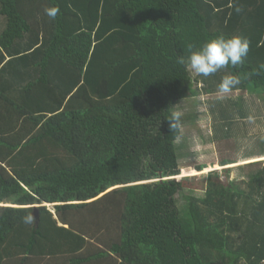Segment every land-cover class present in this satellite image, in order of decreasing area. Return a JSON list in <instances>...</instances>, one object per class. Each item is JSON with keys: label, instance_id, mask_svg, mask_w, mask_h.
<instances>
[{"label": "trees", "instance_id": "obj_1", "mask_svg": "<svg viewBox=\"0 0 264 264\" xmlns=\"http://www.w3.org/2000/svg\"><path fill=\"white\" fill-rule=\"evenodd\" d=\"M0 19V264H264V168L179 205L167 123L190 95L178 58L217 36L251 40L222 70L264 96V0H0Z\"/></svg>", "mask_w": 264, "mask_h": 264}, {"label": "rangeland", "instance_id": "obj_2", "mask_svg": "<svg viewBox=\"0 0 264 264\" xmlns=\"http://www.w3.org/2000/svg\"><path fill=\"white\" fill-rule=\"evenodd\" d=\"M190 72V95L174 106V111L182 113L177 152L182 168L189 172L178 176L185 179V188L178 194L179 205L186 203V195L203 197L207 179L213 172L226 185L234 182L245 189L250 175L264 168V96L232 90L221 99L218 88L206 90L205 76L199 79L195 72ZM226 74L230 73L221 70L208 77H214L219 85ZM191 91L197 94L193 95ZM235 103L249 113L243 118L236 114V122L228 124L220 115L230 111ZM254 157L259 159L248 161ZM199 165H205V168L197 171L195 167ZM47 205L53 209L52 204Z\"/></svg>", "mask_w": 264, "mask_h": 264}, {"label": "clouds", "instance_id": "obj_3", "mask_svg": "<svg viewBox=\"0 0 264 264\" xmlns=\"http://www.w3.org/2000/svg\"><path fill=\"white\" fill-rule=\"evenodd\" d=\"M237 13L244 10L243 5H233ZM58 7L46 8V14L55 19L59 13ZM251 51V40L247 37L234 35L230 38L225 36H217L205 42L199 49L193 50V46L189 45L190 55L187 57L180 56L178 63L187 66L201 76H212L222 69H226L229 65L233 68L243 66L245 58ZM260 69L264 70V64L260 65ZM241 79L235 74H226L223 76L218 87V95L221 99L225 98L232 90L241 84ZM182 113L173 111L171 117L167 120L170 131H175L180 127ZM34 216L28 215L24 218V222L31 224L34 222Z\"/></svg>", "mask_w": 264, "mask_h": 264}, {"label": "bare ground", "instance_id": "obj_4", "mask_svg": "<svg viewBox=\"0 0 264 264\" xmlns=\"http://www.w3.org/2000/svg\"><path fill=\"white\" fill-rule=\"evenodd\" d=\"M32 11V10H31ZM35 13V12H34Z\"/></svg>", "mask_w": 264, "mask_h": 264}]
</instances>
